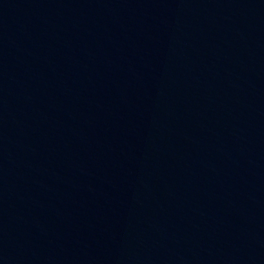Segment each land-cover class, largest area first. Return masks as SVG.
I'll list each match as a JSON object with an SVG mask.
<instances>
[{
    "label": "water",
    "instance_id": "obj_1",
    "mask_svg": "<svg viewBox=\"0 0 264 264\" xmlns=\"http://www.w3.org/2000/svg\"><path fill=\"white\" fill-rule=\"evenodd\" d=\"M0 264H264V0H0Z\"/></svg>",
    "mask_w": 264,
    "mask_h": 264
}]
</instances>
